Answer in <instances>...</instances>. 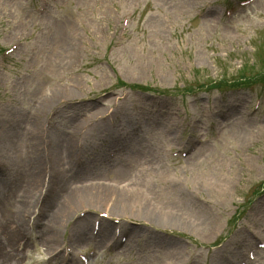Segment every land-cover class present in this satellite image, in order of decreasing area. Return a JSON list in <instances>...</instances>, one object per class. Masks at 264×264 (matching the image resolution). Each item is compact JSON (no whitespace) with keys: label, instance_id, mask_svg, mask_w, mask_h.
I'll use <instances>...</instances> for the list:
<instances>
[{"label":"rangeland","instance_id":"1","mask_svg":"<svg viewBox=\"0 0 264 264\" xmlns=\"http://www.w3.org/2000/svg\"><path fill=\"white\" fill-rule=\"evenodd\" d=\"M240 1L0 0V264H264V85L209 89L264 63Z\"/></svg>","mask_w":264,"mask_h":264},{"label":"bare ground","instance_id":"2","mask_svg":"<svg viewBox=\"0 0 264 264\" xmlns=\"http://www.w3.org/2000/svg\"><path fill=\"white\" fill-rule=\"evenodd\" d=\"M69 146L68 145L67 147H65V151H69ZM123 161L121 162V165L120 166V169L117 168L115 169L116 173H118L119 175H121L122 173L128 171L129 169H132L138 165H140V162L141 161H145V159H143L141 157V155H137L135 157H128V158H125L123 157L122 158ZM159 158L156 156V155H153L149 161L145 162L146 164H151V167L154 166L155 164L157 165L158 162H159ZM15 161L16 163H20L22 161L21 159V156H16L15 157ZM33 180L35 179H32L30 180V183L33 184ZM81 186L82 187H85V188H81L79 191L75 192L74 194L71 195L70 197V202L71 203H79V200L80 201H83V200H86V199H89V196H92L93 194H97V195H102L105 193V188H98L97 191H93L95 186H87V181L85 182H82L81 183ZM86 191V192H84ZM129 197V196H128ZM117 199V198H116ZM130 199H126V195L125 196H122L120 197L119 200H116V202L114 203V207L116 208L117 211H120V212H127V211H132V208H131V203L130 202ZM139 206H142V203L138 204ZM144 207L148 208V205H145ZM68 208H71V207H68ZM67 214V209L65 210H61V211H57L56 215H55V218L54 219H51L49 222H48V226H46L48 229H46V234L48 235L47 238H46V241H45V245H51L52 243H54L56 241V236L54 234V231L57 227L56 225L57 224H60L64 219H65V215ZM84 226V225H83ZM86 225L85 227H83V229L85 230L86 229ZM82 229V230H83Z\"/></svg>","mask_w":264,"mask_h":264},{"label":"trees","instance_id":"3","mask_svg":"<svg viewBox=\"0 0 264 264\" xmlns=\"http://www.w3.org/2000/svg\"><path fill=\"white\" fill-rule=\"evenodd\" d=\"M254 65V64H253ZM252 68H253V70L255 71V67L254 66H252ZM243 70H245V69H243ZM260 71H262V69L260 70ZM264 71V70H263ZM258 73H262V72H258ZM250 79H253V77L252 78H250Z\"/></svg>","mask_w":264,"mask_h":264}]
</instances>
